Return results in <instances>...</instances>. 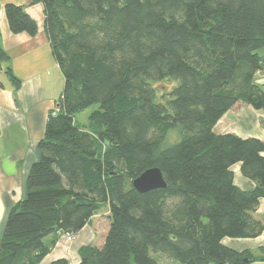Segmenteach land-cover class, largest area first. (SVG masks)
<instances>
[{"label":"trees","instance_id":"obj_1","mask_svg":"<svg viewBox=\"0 0 264 264\" xmlns=\"http://www.w3.org/2000/svg\"><path fill=\"white\" fill-rule=\"evenodd\" d=\"M36 2L65 83L26 196L9 212L0 264H40L51 246L46 237L76 234L106 207L105 243L82 248L79 264L264 261V248L238 252L223 243L264 232L255 215L264 198V141L214 132L240 102L264 110V85L256 82L264 0ZM5 12L12 33H37L22 6L7 4ZM0 59H8L1 49ZM162 82L173 86L163 92ZM96 104L79 125L76 115ZM176 127L181 140L165 146ZM238 163L254 190L235 184ZM151 168L167 186L141 194L133 181Z\"/></svg>","mask_w":264,"mask_h":264},{"label":"crops","instance_id":"obj_2","mask_svg":"<svg viewBox=\"0 0 264 264\" xmlns=\"http://www.w3.org/2000/svg\"><path fill=\"white\" fill-rule=\"evenodd\" d=\"M7 4L22 6L37 24V33L14 34L5 12ZM44 5L35 0H0V49L8 59H0V246L10 210L26 196V182L32 165L40 159L39 142L44 138L48 117L55 110L64 89V76L45 33ZM264 58V49L260 52ZM10 72L19 81L14 84ZM264 85V69L256 76ZM216 134H235L243 139L264 141V110L245 103L233 106L214 127ZM235 184L245 191L255 183L242 175L241 164L232 168ZM264 224V198L256 211ZM110 227L106 207L94 215L69 242L65 235L53 233L46 237L49 253L40 264L65 259L79 264L84 247L101 248ZM224 245L238 251L264 248V232L256 238H225ZM250 264H264L254 261Z\"/></svg>","mask_w":264,"mask_h":264},{"label":"rangeland","instance_id":"obj_3","mask_svg":"<svg viewBox=\"0 0 264 264\" xmlns=\"http://www.w3.org/2000/svg\"><path fill=\"white\" fill-rule=\"evenodd\" d=\"M173 86V82H162L158 85L159 89L163 92L169 91L170 88ZM99 109V105H93L89 109L79 113L76 115V122L81 126H86L89 122V116L93 111H96ZM181 132L180 128L176 127L173 130H170L165 141V146H170L173 144L178 143L181 140ZM160 264H173L171 261H168L166 259H161Z\"/></svg>","mask_w":264,"mask_h":264},{"label":"water","instance_id":"obj_4","mask_svg":"<svg viewBox=\"0 0 264 264\" xmlns=\"http://www.w3.org/2000/svg\"><path fill=\"white\" fill-rule=\"evenodd\" d=\"M134 188L141 194L166 188V182L159 168H151L143 172L133 181ZM247 262L248 259H245Z\"/></svg>","mask_w":264,"mask_h":264},{"label":"built area","instance_id":"obj_5","mask_svg":"<svg viewBox=\"0 0 264 264\" xmlns=\"http://www.w3.org/2000/svg\"><path fill=\"white\" fill-rule=\"evenodd\" d=\"M61 234L65 235L69 242H71L74 239V234L71 232H66V233H61Z\"/></svg>","mask_w":264,"mask_h":264}]
</instances>
